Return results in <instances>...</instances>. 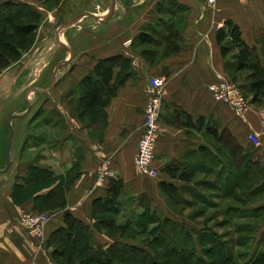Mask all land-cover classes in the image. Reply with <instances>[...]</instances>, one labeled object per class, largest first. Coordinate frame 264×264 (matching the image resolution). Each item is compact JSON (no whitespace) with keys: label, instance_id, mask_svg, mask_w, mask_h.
<instances>
[{"label":"crops","instance_id":"1","mask_svg":"<svg viewBox=\"0 0 264 264\" xmlns=\"http://www.w3.org/2000/svg\"><path fill=\"white\" fill-rule=\"evenodd\" d=\"M15 1L39 11L43 7L38 9L33 0ZM47 19L40 59L25 60L23 55L0 75V125L8 128L3 164H7L12 130L10 166L0 172V264H59L52 254V235L66 226L64 211L51 218L40 250L17 216L23 210L36 211L43 196L64 182L74 167L80 174L66 193V209L92 228L94 199L110 197L106 191L111 178L100 185L93 177L104 160L110 161L112 178L123 184L117 197L121 203L118 223L124 222V203L148 192L146 181L160 193L162 181L175 184L179 192L209 183L221 191L225 184L239 180L241 172L225 145V130L245 145L249 131L264 137V127L253 107L256 104L239 115L215 100L208 86L221 77L229 78L226 58L236 50L224 57L217 42V31L228 20L240 28L243 40L264 61V0H217L213 6L206 0H62L57 17ZM118 56L109 87L101 89L106 103L83 105L81 80L93 75L101 59ZM24 75L33 77L26 80ZM151 75L166 79L154 160L158 180L139 176L134 167ZM210 124L216 126V137L210 133ZM169 164H181L194 173L193 179L172 178L165 170ZM30 166L51 169L55 176L17 189V175L27 177ZM22 192L29 196L21 199Z\"/></svg>","mask_w":264,"mask_h":264},{"label":"trees","instance_id":"2","mask_svg":"<svg viewBox=\"0 0 264 264\" xmlns=\"http://www.w3.org/2000/svg\"><path fill=\"white\" fill-rule=\"evenodd\" d=\"M7 11H9L10 14H8ZM20 13H27L28 15L33 14L34 16H37L40 14V11L35 9L27 2L7 0L0 3V14L3 15L2 19L0 18V20L2 21V24H0V61H2L1 63H3V66L0 68V72L4 67L10 65V63L12 62L18 61L22 57L25 50V38L31 36L32 32L37 27L35 23L32 24L27 21L23 22L18 20L17 17H20ZM11 14H15V16H11ZM225 25L226 26H224L223 28H219L217 31V42L221 47L222 55L224 57H228L233 49L236 50L231 55V57H229V59L233 60L232 62H230L229 59L226 58L228 60H226V71L228 74L234 75H236L237 73L245 72L246 74L244 77V89L250 96L249 101L253 104H260L264 102V67L261 59L258 55L255 54L254 49L251 48L243 40L240 28L237 25H233L231 20L226 21ZM119 59V56L101 59L92 72L93 75H87L81 80L80 83L84 88L82 97L83 105H85L86 107H95L106 103L108 98L102 96L101 89L109 87V82L111 80L115 61H118ZM109 91L110 93L114 92L113 88H109ZM209 130L212 135H214L215 137L217 136L218 133L215 125L213 126L210 124ZM224 139L226 147H230L231 153L233 155V164L238 166L241 172L240 178L245 177L244 179H246L248 177L247 179L251 180V174L264 172V164L261 161L260 152L255 150L247 142L246 137L245 142L253 149V153L256 152V159H258L257 161L261 163L262 168H259L258 170V164H255L253 162L251 164V161L249 162V164H244V155L247 153L245 151L247 147L241 143H238L235 137L229 131H227V129L224 133ZM165 170L172 178L181 181H190L194 177V173L184 170L181 167V164H169L165 168ZM79 174L80 172L77 168L74 167L70 169V171L66 175L65 181L52 188L46 194V196H43V199L38 202L36 212H57L60 210L64 211L67 206L66 193L72 182L79 176ZM54 176V172L51 169L47 168L43 170L37 167L30 166L29 175L27 177L21 176L23 183L21 185L16 184V188H22L25 184H30V186L36 185L40 182L48 181L54 178ZM262 177L264 178V175ZM240 178L239 180L237 179V181H235L234 185L230 183L225 184V196L233 193L235 189L241 185L240 182L242 180ZM159 186L160 189L165 193L176 194L179 190V187L175 184L167 183L164 181L160 182ZM122 187L123 184L120 180L111 178L106 191L108 192V194H110V197H99L94 199L93 201V216L95 219L94 228L99 233L103 232V229L114 228L116 235H119L122 240L119 242H113L108 245L101 244L98 241L97 232H95L94 228H92L89 224L85 223L73 214L64 213L66 226L56 230L52 235V242L54 241L52 254L56 258V260H58L59 264H75V258L72 253V251L75 250H79L83 253H89L87 258L78 256L77 262L79 263L88 262L91 264H112L111 262L115 258L113 255H120L118 257L120 261H124V259L126 258L132 262H149L155 264V258L148 252L146 248L139 247L134 244H131L129 247H127L128 245L124 244V235H126V237L132 236H130V233H126L127 225L131 224L130 219L127 220L125 224L124 222H117V215L120 212L121 204L120 201H118L117 197L119 196V194H121ZM24 192H22L21 194V199L28 197L31 190L28 192V194H24ZM254 193H264V182L250 191V194ZM206 203H208V201ZM210 203L212 204L213 202ZM203 205L206 206L205 204ZM215 206L219 205L216 204ZM225 210L230 213V217L232 216L234 218H238L244 216L241 213V210L239 208H235L234 206H231V208L229 206ZM253 210L254 211L250 213L251 216L247 217H254L256 215V211L258 213L259 211L263 212L264 204H258L253 208ZM146 213L148 215L150 214L146 209V211H144L141 216H146ZM230 222V220L218 221L213 226L212 230L210 228H202L195 233L196 237H194L190 231H187L182 226L178 229L173 228L175 230L174 232H161L159 235H157L155 244L162 248L166 246L163 250V253L174 257L179 256L185 258L187 262L189 261L190 264L214 263L206 256H209V254L213 253L214 251H217L218 255L223 259L221 263H215L222 264L224 262L227 264L230 262V258L232 257H230L227 252L228 242L225 237L229 236L231 232L229 230H226L225 232L219 233L217 231V228H223L224 226L229 225ZM150 223H153V221H150L149 217H147L146 222L141 221L140 224L142 227H144V229L146 228L147 230V227ZM153 230L154 228L152 229V231ZM239 230L240 231L235 230V232H239V235H245V233H241V229ZM233 239H235V241L233 240L235 244L242 245L243 243L239 240L242 239L245 243L247 237L240 236L239 238ZM179 240L180 242H182V245L173 244L175 242H178ZM208 240L212 241V246L208 248H204V246L199 250L197 244L199 245L200 241L204 242ZM186 242H188L190 245L187 246ZM166 243L168 245H166ZM230 264L240 263L231 262ZM244 264H264V250H262L258 255L255 256H253L252 254L249 258V261Z\"/></svg>","mask_w":264,"mask_h":264},{"label":"rangeland","instance_id":"3","mask_svg":"<svg viewBox=\"0 0 264 264\" xmlns=\"http://www.w3.org/2000/svg\"><path fill=\"white\" fill-rule=\"evenodd\" d=\"M35 5L38 7L43 6L40 9V14L37 16L32 15H24L20 13V17H17L18 20L23 22H30L35 23L37 27L32 32L31 36L25 38V50H24V59L29 60L31 57L32 59L39 60V45L41 40V35L44 31H46L48 28H43V25L49 21L47 18L57 17V11L59 9V6L62 3V0H33ZM39 9V8H38ZM14 12V11H12ZM8 14H10L9 11H7ZM0 18L2 19L3 15L0 14ZM10 16V15H9ZM11 16H15V14H11ZM74 15L71 17L73 18ZM2 21L0 20V24ZM55 23V20L52 22V25ZM52 25L49 24V29L52 28ZM43 28V29H42ZM37 48V50H36ZM33 49L35 50V53L33 55ZM261 59V58H260ZM263 59V58H262ZM261 59V60H262ZM0 61V68L3 66V63ZM262 62H264L262 60ZM15 65V62L10 63V65L3 68V70L0 72V75H2L4 70H7L11 66L13 67ZM28 75V73L26 72ZM245 72L244 73H237L229 74V78L237 83L240 87H242L243 95L249 100L250 96L247 93V91L244 89L245 87ZM27 75H24L27 76ZM11 78V74L8 75ZM32 76V75H31ZM31 76H27L26 80L30 79ZM23 77V76H22ZM33 77V76H32ZM4 79V76L3 78ZM25 79V78H24ZM2 82V81H1ZM254 109L257 110H263L264 109V102L260 104L253 105ZM0 125V153L2 156V161L0 163V169L2 167H5L6 164H3L5 151L7 147V140H8V128L7 126ZM264 140V137H262ZM244 141V139H243ZM245 146L247 149L245 150L247 153L244 155L245 160L244 164H249L251 161L258 164V168H262L261 163H259L256 159V152H252L253 149L244 141ZM30 157L28 161H30ZM243 172V169H242ZM160 175V174H159ZM264 175V172H257L256 174H251V180L244 179L245 177L240 178L242 181L240 182V186L235 189L233 193L230 195L225 196V189L219 190L217 186L213 183L204 184L202 187L198 185H191L187 186L183 189H181L176 195L172 194H166L165 192L155 193L156 189H152V182L146 181L149 190L147 193H141L139 195L130 197L128 200L124 203V224L127 220L130 219L131 224L127 225L126 233H130V236L132 237H126L124 235V244L128 245L129 247L131 244L137 245L139 247H144L148 250L150 254L155 258V264H186L189 263L185 258L182 257H174L167 255L163 253L164 248L166 247H159L155 244L156 237L161 232H174V229H178L179 227H184L187 231H190L194 237H196L195 233L199 231L202 228H210L212 230L213 226L221 220H230V224L224 226L223 228H217V231L219 233L225 232L226 230H229L231 234L229 236H226L227 240V252L230 255V262L227 264H230L231 262H238L240 264H244L247 261H249L250 256L253 254V256L258 255L259 252L264 250V211L259 213L256 211V215L254 217H247L251 216L250 213H252L254 210L253 208L257 206L260 203L264 202V193H254L250 194V191L257 187L258 185L262 184L264 182V178L262 177ZM1 176V175H0ZM2 177V176H1ZM262 177V178H261ZM153 180H158V178H153ZM16 181L18 184H21L22 177L19 176V174L16 177ZM202 188V189H201ZM225 188V186H224ZM196 190V193H193ZM201 190H203L201 192ZM191 192L193 193L192 195ZM203 198V199H202ZM208 201V203H206ZM210 202H213L212 204ZM206 206H204L203 204ZM218 204L219 206H215ZM231 208V206H234L235 208H239L241 210V213L245 216H241L238 218L230 217V213L225 210L227 207ZM146 209L149 211V215L146 213V216H141V214L146 211ZM151 210V211H150ZM228 213V214H227ZM214 214V215H213ZM213 215V216H212ZM140 216V217H139ZM147 217H149L150 221H153V223H150L146 228L141 226V221L147 220ZM138 218V219H137ZM234 218V219H233ZM193 222V223H192ZM141 226V227H140ZM222 227V226H221ZM240 227V228H239ZM154 230L152 231V229ZM174 228V229H173ZM241 233L245 235H239V232H235V230L240 231ZM138 230V231H137ZM140 230V231H139ZM185 231V230H184ZM180 233V231H179ZM100 234H97L98 241L101 244H111L113 242H119L122 240V238L119 235H116L114 228L111 229H103V232ZM247 237L246 242L244 243L242 239L239 241L242 242V245L235 244V239L233 238H239V237ZM196 239V238H194ZM234 240V241H233ZM196 242V240H195ZM173 244H179L182 245V242L180 240L178 242H175ZM197 244V243H196ZM212 241H200V244H197L198 249L201 248H208L212 246ZM166 245H168L166 243ZM186 245L189 246L190 244L186 242ZM113 249V248H112ZM111 251V250H110ZM259 251V252H258ZM74 256V262L75 264H87L88 262H77L78 256H81L82 258H87L89 253H83L79 250L72 251ZM130 253V251H129ZM244 253V254H243ZM243 254V255H242ZM117 255V254H116ZM137 255V253H136ZM115 258L111 262L112 264H152V263H139V262H132L128 259H124V261L119 260L120 255H113ZM209 260H212L214 263L212 264H218L215 262H222V258L218 255V252L214 251L213 253H210L209 256L206 255ZM86 261V260H84ZM64 264V263H63ZM67 264V263H66ZM91 264V263H88ZM190 264V263H189ZM226 264V263H222Z\"/></svg>","mask_w":264,"mask_h":264},{"label":"built area","instance_id":"4","mask_svg":"<svg viewBox=\"0 0 264 264\" xmlns=\"http://www.w3.org/2000/svg\"><path fill=\"white\" fill-rule=\"evenodd\" d=\"M217 0H206L208 5H214ZM166 79L162 76L151 75L146 85L147 102L144 108L142 132L137 142V152L134 158L136 173L141 177L158 178L160 171L154 165L155 150L161 132L160 116L164 101ZM208 90L215 100L231 106L239 115H245L251 109L250 101L243 95L240 86L229 78L221 77L208 86ZM264 127V109L258 110ZM247 142L261 154L264 164V141L258 131L251 130L246 136ZM114 173L110 168V161L104 160L93 171L96 184H104ZM62 212H36L23 210L17 216L28 234L35 238L38 250L42 249L46 240V227L51 218ZM30 264H38L36 261Z\"/></svg>","mask_w":264,"mask_h":264},{"label":"water","instance_id":"5","mask_svg":"<svg viewBox=\"0 0 264 264\" xmlns=\"http://www.w3.org/2000/svg\"><path fill=\"white\" fill-rule=\"evenodd\" d=\"M65 61H62L58 64L56 71L58 70V68L64 63ZM56 81V73L54 74V78H53V83H55ZM11 135H12V130L9 136V141H8V148H7V164L4 168L0 169V172L5 171L6 169H8V167L10 166V159H9V150H10V142H11ZM69 209L64 210V213L67 214L69 213Z\"/></svg>","mask_w":264,"mask_h":264},{"label":"flooded vegetation","instance_id":"6","mask_svg":"<svg viewBox=\"0 0 264 264\" xmlns=\"http://www.w3.org/2000/svg\"><path fill=\"white\" fill-rule=\"evenodd\" d=\"M24 55V54H23ZM23 55H22V57L18 60V61H16L15 63H18V62H20V60L23 58Z\"/></svg>","mask_w":264,"mask_h":264}]
</instances>
